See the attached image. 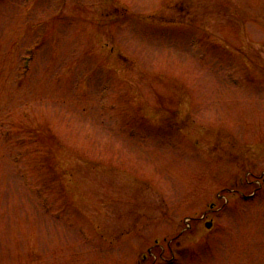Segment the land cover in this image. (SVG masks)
<instances>
[{
  "label": "rangeland",
  "instance_id": "1",
  "mask_svg": "<svg viewBox=\"0 0 264 264\" xmlns=\"http://www.w3.org/2000/svg\"><path fill=\"white\" fill-rule=\"evenodd\" d=\"M0 264H264V0H0Z\"/></svg>",
  "mask_w": 264,
  "mask_h": 264
},
{
  "label": "flooded vegetation",
  "instance_id": "2",
  "mask_svg": "<svg viewBox=\"0 0 264 264\" xmlns=\"http://www.w3.org/2000/svg\"><path fill=\"white\" fill-rule=\"evenodd\" d=\"M212 207H213V206H210V209H207V210H205V212H203V213H204V214H203V215H204V216H203L204 223L207 222V220H210V219L214 221V218L212 219V217H206V216L208 215L207 213H208L209 211L212 210ZM199 217H200V216H199Z\"/></svg>",
  "mask_w": 264,
  "mask_h": 264
},
{
  "label": "water",
  "instance_id": "3",
  "mask_svg": "<svg viewBox=\"0 0 264 264\" xmlns=\"http://www.w3.org/2000/svg\"><path fill=\"white\" fill-rule=\"evenodd\" d=\"M207 226H210V223H207Z\"/></svg>",
  "mask_w": 264,
  "mask_h": 264
}]
</instances>
